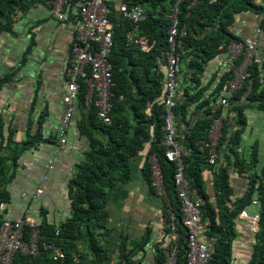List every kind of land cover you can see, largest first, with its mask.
I'll return each instance as SVG.
<instances>
[{
	"label": "crops",
	"instance_id": "crops-1",
	"mask_svg": "<svg viewBox=\"0 0 264 264\" xmlns=\"http://www.w3.org/2000/svg\"><path fill=\"white\" fill-rule=\"evenodd\" d=\"M256 4L264 7V0H256ZM263 18V14L244 12L238 14L230 28L243 40H256L258 56L264 46V33L260 30ZM74 36V26L53 15L44 1H35L26 10L17 12L9 28L0 32V140L9 143L7 152L13 157L23 144L33 142L17 155L16 161L9 162L7 175L11 178L5 188L10 196L8 202L2 204L0 219H16L28 214L40 225L60 226L66 222L72 215L71 181L78 165L87 159L94 140L101 138L107 142L109 139L108 125L113 123L105 124L103 130L101 124L95 122L92 130H83V118L92 107L82 105L78 99L67 142L58 143L60 119L66 109V72ZM231 64L227 50L217 54L201 74L195 75L189 58H181L175 124L184 152L191 159L196 158V164L201 167L203 190H194L192 197L202 204H217L219 168L227 166L232 190L229 200L234 207L249 191L252 177L264 176V110L251 106L245 109L247 126L237 150L245 165L237 162L228 140L231 127L236 125L232 120V100L228 106L221 107L225 125L221 129L216 165L205 161L204 154L199 158L197 149L203 153L202 146L198 143L192 146L191 142L197 124L211 116L208 105L223 95L224 89L219 96L216 91L225 75L232 71ZM161 65L164 75V62ZM157 74L160 75V71ZM198 93L200 97L192 102L191 97ZM245 94L244 104L249 101L246 99L249 93ZM210 107L212 111V105ZM257 122L259 125L255 124ZM151 146L150 142L146 143L145 149L131 159L126 179L108 189L106 208L110 231L101 237L109 253L106 264H117L123 248L131 256L130 264H159L170 242L165 203L147 176ZM255 146L259 153L253 168L250 163ZM39 189L43 192L39 193ZM253 199H258V192ZM246 208L251 215L260 212L259 203ZM236 222L234 264H247L256 230L247 219L238 218ZM78 244V250L88 254L86 246Z\"/></svg>",
	"mask_w": 264,
	"mask_h": 264
},
{
	"label": "trees",
	"instance_id": "trees-1",
	"mask_svg": "<svg viewBox=\"0 0 264 264\" xmlns=\"http://www.w3.org/2000/svg\"><path fill=\"white\" fill-rule=\"evenodd\" d=\"M35 1L46 3L47 0H0V32L9 28V24L17 12L26 10ZM177 1L130 0L131 3L144 7L147 12V16L137 23L123 16H116L117 14L112 15L115 22L112 59L117 86L113 98V124L108 125L109 139L107 142L101 138L94 140V148L88 153L87 159L78 165L77 172L71 181V217L60 226L41 224L40 232L43 238L40 240V253L37 255L18 253L15 264H106L109 253L101 237L110 231L107 225L109 214L106 208L108 189L117 181L126 179L131 169V159L145 149L148 142L152 144L149 156L155 153L159 157L169 202L177 216L181 230L177 264H188V230L182 224L184 212L174 181L176 162L167 159L165 146L162 143L166 92L163 84L161 52L169 46L168 15ZM255 1L181 0L179 4L181 26H186L188 33L185 38V50L181 54L180 60L189 58L194 65L195 75L201 74L205 65L217 54L227 51L233 41L243 40L230 29L238 14L251 11L264 15V7L257 5ZM260 30L264 33V18L260 23ZM130 31L134 32L136 36H146L151 40H156V44L150 51H142L138 45L129 41L128 32ZM261 53L259 61L253 62L249 68L250 76L231 98L233 101L231 102L233 103L231 107L232 120L236 122V125L231 127L228 140L231 142V151L237 155V162L244 165L246 162L238 156L237 150L242 141V133L247 126L245 109L251 106L264 110V46L261 48ZM158 71H160V75L157 74ZM231 75L232 71L225 75L219 84L216 95L221 94L226 80ZM198 78L196 77V80ZM199 93L195 97H191L190 100L193 102L198 99ZM245 93H249L246 97L249 101L244 104L242 100ZM86 94L87 86L83 82L78 97L82 105L86 103ZM150 103H152L151 108H149ZM210 104L213 106L212 102ZM178 105L177 100L175 115ZM211 105H208L209 109H207L211 116L197 124L191 139L192 146L195 143L202 146L203 153H199L200 149L198 148L196 155H199L200 158L204 154L205 161H208L209 149L202 141L209 140L210 130L215 119L223 115L221 109L215 114L212 113ZM83 120H85L83 130H92L95 122H99L103 130L106 128V123L97 119L94 107L88 112V116H84ZM88 121L89 124H87ZM8 144H5L3 139L0 140V209L3 203L8 202L10 196L5 188L11 178L7 175L9 162L16 161L17 155H20V152L32 145L33 142L23 144L14 157L7 152ZM219 146L220 144L218 151ZM258 153V147L255 146L250 163L253 168L257 165ZM183 155L186 176L191 182V191L194 192L197 189L202 192L200 165L196 164V158L191 159L185 152ZM147 163V176L151 184L152 171L149 159ZM216 163H211V165L215 166ZM229 186L228 169L227 166H223L219 168L217 179V189L219 190L217 204H201L202 219L207 222L206 232L214 243L213 258L210 264H234V246L238 237L236 221L241 211L252 203L255 192H258L260 219L253 241L251 257L247 264H264V176L255 174L252 177L249 191L236 202L234 207L230 205L232 204L229 200L232 190ZM168 208V205L165 204L166 217ZM57 229H60L59 235H56ZM80 242L86 246L88 254L78 250ZM50 244H57L63 248L66 257L60 262L55 260L52 249L48 247ZM125 249L123 248L117 264L132 262L130 254L125 252ZM161 260L162 256L159 263Z\"/></svg>",
	"mask_w": 264,
	"mask_h": 264
},
{
	"label": "built area",
	"instance_id": "built-area-1",
	"mask_svg": "<svg viewBox=\"0 0 264 264\" xmlns=\"http://www.w3.org/2000/svg\"><path fill=\"white\" fill-rule=\"evenodd\" d=\"M180 1H177L168 15L169 46L161 52L162 61L165 64L163 84L166 92L162 143L165 146L167 159L176 162L174 181L184 212L182 224L188 230V264H210L213 258L214 243L206 232L207 222L202 219V203L192 197L191 182L185 172L184 149L177 139L175 124V106L181 70L180 56L185 50V38L188 33L187 27L181 26ZM46 5L53 15L69 22L75 28L66 72V109L61 116L58 131V143L65 144L83 82L87 86L86 104L95 108L97 119L106 124L113 122V98L117 80L112 59L115 36V22L112 15L117 14L116 16H123L137 23L147 16V12L144 7L131 3L130 0H47ZM128 38L130 42L138 45L145 52L150 51L156 44V40H151L146 36H136L132 31L128 32ZM257 47V42L253 39L233 41L228 46L227 50L232 61L230 65L232 75L225 82L223 95L213 103L212 113L215 114L221 107L228 106L232 96L250 76L251 64L259 61ZM223 124L224 118L221 115L212 125L209 140L202 141L209 149L208 161L212 164L217 160ZM149 163L152 171L151 184L169 207L165 223L169 230L170 242L164 248L159 264H177L181 230L177 216L169 202L165 176L157 154L153 153L149 156ZM38 192H43V189H39ZM258 203V199H253L250 205ZM239 218L249 220L254 229L258 230L259 214L251 215L247 208H244ZM59 234L60 229H57L56 235ZM41 238L43 235L40 232V224L28 214L16 219H2L0 221V264H15L18 253L39 254ZM48 247L52 249L54 259L58 262L66 257L63 248L57 244H50Z\"/></svg>",
	"mask_w": 264,
	"mask_h": 264
},
{
	"label": "rangeland",
	"instance_id": "rangeland-1",
	"mask_svg": "<svg viewBox=\"0 0 264 264\" xmlns=\"http://www.w3.org/2000/svg\"><path fill=\"white\" fill-rule=\"evenodd\" d=\"M255 124H257V125H259V123L257 122V123H255ZM258 127V126H257ZM260 127V126H259Z\"/></svg>",
	"mask_w": 264,
	"mask_h": 264
}]
</instances>
